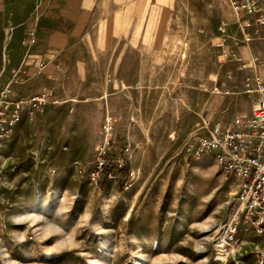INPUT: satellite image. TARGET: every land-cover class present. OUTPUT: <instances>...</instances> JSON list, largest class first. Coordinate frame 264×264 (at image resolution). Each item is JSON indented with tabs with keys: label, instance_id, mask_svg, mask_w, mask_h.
I'll return each instance as SVG.
<instances>
[{
	"label": "rangeland",
	"instance_id": "obj_1",
	"mask_svg": "<svg viewBox=\"0 0 264 264\" xmlns=\"http://www.w3.org/2000/svg\"><path fill=\"white\" fill-rule=\"evenodd\" d=\"M20 1L0 3V85L7 38L33 11ZM104 1L99 14L109 21L93 44L109 71L96 76L114 103L60 102L53 113L46 105L0 138V264H257L264 236L243 222L241 248L216 257L213 236L235 216L237 181L189 145L213 123L251 113L256 96L244 82L254 71L238 58L253 52L264 62V28L244 41L232 0ZM223 20L229 57L218 47ZM28 214L42 218L20 220Z\"/></svg>",
	"mask_w": 264,
	"mask_h": 264
},
{
	"label": "built area",
	"instance_id": "obj_2",
	"mask_svg": "<svg viewBox=\"0 0 264 264\" xmlns=\"http://www.w3.org/2000/svg\"><path fill=\"white\" fill-rule=\"evenodd\" d=\"M232 6L236 14L235 23L244 32V41L250 42L253 37L248 31L251 28H264V0H232ZM230 24L223 20L219 25L218 47L224 57L230 56L224 39ZM238 60L243 68L254 70L244 82V92L256 96L251 113L237 116L229 124L220 121L213 123L207 135L196 144L189 145L192 156H214L219 169L237 181L233 200L238 204L235 216L223 222L213 236L218 259L227 258L241 248L243 241L239 231L242 222L245 223V230L250 224L259 235L264 236V76L258 72L259 67H264V62L256 55H251L247 60ZM16 81L14 77L10 82L0 85V138L10 133L24 116L34 117L42 113L46 105L60 103L53 91L13 99L12 83ZM113 124V116L107 115L103 126L107 137ZM107 151V145L103 146L97 161V176L107 168ZM3 169L0 159V203L4 202L1 193ZM257 254V264H264V248L258 250Z\"/></svg>",
	"mask_w": 264,
	"mask_h": 264
},
{
	"label": "crops",
	"instance_id": "obj_3",
	"mask_svg": "<svg viewBox=\"0 0 264 264\" xmlns=\"http://www.w3.org/2000/svg\"><path fill=\"white\" fill-rule=\"evenodd\" d=\"M104 2L20 1L18 7L33 11L7 38L4 82L16 77L13 99L53 91L60 102L84 103L90 99L106 105L114 103L109 83L96 76L97 71H109V61L104 63L102 59L103 66H97L93 44L99 25L109 21L108 16L99 14L102 4L109 5ZM55 106L50 103L46 110L53 113Z\"/></svg>",
	"mask_w": 264,
	"mask_h": 264
},
{
	"label": "trees",
	"instance_id": "obj_4",
	"mask_svg": "<svg viewBox=\"0 0 264 264\" xmlns=\"http://www.w3.org/2000/svg\"><path fill=\"white\" fill-rule=\"evenodd\" d=\"M128 176H129V170H128V167L125 166V167H123V171H122V174L120 176V182H119V187L122 191L125 188V181L128 178Z\"/></svg>",
	"mask_w": 264,
	"mask_h": 264
},
{
	"label": "bare ground",
	"instance_id": "obj_5",
	"mask_svg": "<svg viewBox=\"0 0 264 264\" xmlns=\"http://www.w3.org/2000/svg\"><path fill=\"white\" fill-rule=\"evenodd\" d=\"M218 90V89H217ZM1 165L3 166V164H2V162H1ZM4 167V166H3ZM27 218H32V220L34 219V220H38V219H41L42 218V216H41V214H28L27 216H21L20 217V220L22 221H24V220H28ZM46 220V219H45ZM40 221H42V220H40ZM44 221V220H43ZM49 221V220H48ZM35 222V221H34ZM46 223V222H45ZM44 224V223H43ZM50 224V223H49ZM50 226H51V224H50ZM44 227V226H43ZM48 228H49V226H48ZM50 229H52V230H56L55 228H53V226L50 228Z\"/></svg>",
	"mask_w": 264,
	"mask_h": 264
}]
</instances>
